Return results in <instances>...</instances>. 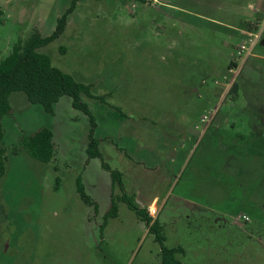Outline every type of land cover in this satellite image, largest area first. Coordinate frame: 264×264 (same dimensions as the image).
<instances>
[{
	"label": "rangeland",
	"instance_id": "374dc122",
	"mask_svg": "<svg viewBox=\"0 0 264 264\" xmlns=\"http://www.w3.org/2000/svg\"><path fill=\"white\" fill-rule=\"evenodd\" d=\"M70 2L0 0V61L49 36ZM213 17V0H82L37 52L98 97L80 96L103 161L135 205H157L149 214L180 264H264V15L246 38ZM9 107L0 264H161L154 234L125 203L100 230L121 192L87 159L90 122L71 99L49 115L14 92ZM42 128L53 134L47 164L18 142Z\"/></svg>",
	"mask_w": 264,
	"mask_h": 264
},
{
	"label": "trees",
	"instance_id": "16d2710c",
	"mask_svg": "<svg viewBox=\"0 0 264 264\" xmlns=\"http://www.w3.org/2000/svg\"><path fill=\"white\" fill-rule=\"evenodd\" d=\"M78 1L82 0H71L69 7L57 20L55 29L49 36L42 38L37 33L33 34L23 44L14 45L10 54L0 61V175L3 174L6 162V149L2 144L3 127L1 121L11 110L9 107V95L14 92H22L31 105L40 106L49 115L53 114V106L59 99L63 96H68L71 99L72 108L81 111L88 117L90 122L88 142L85 149L87 159H99L101 167L109 174L111 190L117 187L121 192L120 197L111 195L110 206L103 215L100 230L104 228L108 218H116L117 201L125 203L128 209L133 211L142 222L148 225L149 231L154 234L155 241L158 242L160 247L161 264H180L174 258L179 248L168 249L164 246L163 242L165 239L162 234V227L157 219L150 218L145 208L134 204L133 199L124 192L121 173L111 169L104 163L98 150V142L93 136L95 129L94 118L80 97L82 94L90 98L93 97L90 94L89 86L76 82L70 75L53 67L50 59L45 54L37 52L38 49L45 47L63 33L67 18ZM93 98L98 99V97ZM52 135V132L47 128L39 129L29 135H23L18 141L20 149L37 161L45 164L50 163L54 157ZM76 185L80 199L88 206H92L94 211L97 212V205L85 194L79 178L76 180Z\"/></svg>",
	"mask_w": 264,
	"mask_h": 264
},
{
	"label": "crops",
	"instance_id": "0c3cea01",
	"mask_svg": "<svg viewBox=\"0 0 264 264\" xmlns=\"http://www.w3.org/2000/svg\"><path fill=\"white\" fill-rule=\"evenodd\" d=\"M263 15L264 0H213V24L232 30L234 38H246Z\"/></svg>",
	"mask_w": 264,
	"mask_h": 264
},
{
	"label": "built area",
	"instance_id": "2783aa9c",
	"mask_svg": "<svg viewBox=\"0 0 264 264\" xmlns=\"http://www.w3.org/2000/svg\"><path fill=\"white\" fill-rule=\"evenodd\" d=\"M249 41H251V40H249ZM253 45V44H252ZM252 45L248 48V50H247V52L249 53L250 52V50H251V47H252ZM246 48H245V46L244 45H241L240 46V50H245ZM156 204L154 203V204H148V207L147 208H145L146 209V212H147V214H148V216L150 217V218H152V219H154L149 213L151 212V213H158V211L156 210V208H158V207H156L155 206ZM150 211V212H149Z\"/></svg>",
	"mask_w": 264,
	"mask_h": 264
}]
</instances>
